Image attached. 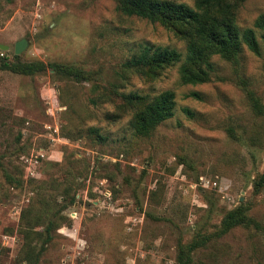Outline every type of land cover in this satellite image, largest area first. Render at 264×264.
<instances>
[{
	"label": "rangeland",
	"instance_id": "374dc122",
	"mask_svg": "<svg viewBox=\"0 0 264 264\" xmlns=\"http://www.w3.org/2000/svg\"><path fill=\"white\" fill-rule=\"evenodd\" d=\"M229 1L261 42L264 0ZM176 25L128 16L118 0H0V264H177L194 244L190 264H264V55H211L207 80L186 84ZM146 47L180 62L129 67ZM25 64L44 69L13 70ZM101 87L171 91L174 116L139 135L140 106Z\"/></svg>",
	"mask_w": 264,
	"mask_h": 264
},
{
	"label": "trees",
	"instance_id": "16d2710c",
	"mask_svg": "<svg viewBox=\"0 0 264 264\" xmlns=\"http://www.w3.org/2000/svg\"><path fill=\"white\" fill-rule=\"evenodd\" d=\"M118 1L119 10L128 16L158 20L179 33L180 27L176 24L185 26L181 33L189 45V52L186 63L181 66V77L186 84H198L207 80L208 72L203 66L210 67L208 57L211 55L219 54L226 59H234L242 50L243 45H246L256 55H264V14L256 22V27L261 31L260 42L254 29L241 32L237 27L235 4L229 0H198L197 9L168 0ZM178 62H180V55L176 50L157 48L153 51V48L146 47L127 65L133 68L147 69ZM39 65L25 64L21 68L13 70L32 75L44 69L42 64ZM51 67L53 70L66 72L69 78L81 82L91 79L84 71L80 73L76 69L69 70V68L55 63L51 64ZM99 91L104 100L119 97L126 106H140L134 118L135 131L139 135L149 134L156 126L174 116L175 94L171 91L164 92L152 100L136 93H119L117 88L101 87ZM92 103H96L94 99H92ZM91 132L96 135L98 130L93 128ZM257 185H264V174L258 180ZM240 215L241 212L232 213L226 217L223 222L224 231L238 223ZM50 230L51 226H48L47 231ZM193 248H196L195 244L187 249L182 247L177 264H190Z\"/></svg>",
	"mask_w": 264,
	"mask_h": 264
},
{
	"label": "water",
	"instance_id": "95a60500",
	"mask_svg": "<svg viewBox=\"0 0 264 264\" xmlns=\"http://www.w3.org/2000/svg\"><path fill=\"white\" fill-rule=\"evenodd\" d=\"M28 40L27 39H22L18 41L15 45V54L20 55L27 47H28ZM3 49H7L8 47L6 46H0Z\"/></svg>",
	"mask_w": 264,
	"mask_h": 264
}]
</instances>
